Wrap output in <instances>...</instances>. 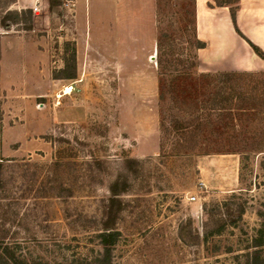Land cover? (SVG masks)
I'll return each mask as SVG.
<instances>
[{
  "label": "rangeland",
  "instance_id": "1",
  "mask_svg": "<svg viewBox=\"0 0 264 264\" xmlns=\"http://www.w3.org/2000/svg\"><path fill=\"white\" fill-rule=\"evenodd\" d=\"M34 1L0 0V246L29 264H95L108 229L111 264L244 263L264 229V112L202 109L230 107L220 74L264 72L231 17V32L208 31V8L230 16L240 0H39L38 15ZM170 52L195 62L173 87ZM174 119L201 132L182 138ZM229 203L240 218L205 241Z\"/></svg>",
  "mask_w": 264,
  "mask_h": 264
},
{
  "label": "trees",
  "instance_id": "2",
  "mask_svg": "<svg viewBox=\"0 0 264 264\" xmlns=\"http://www.w3.org/2000/svg\"><path fill=\"white\" fill-rule=\"evenodd\" d=\"M224 5V4H223ZM219 5V6H223ZM229 6V4H226ZM230 17L236 32L239 33L236 26V9H229ZM240 34V33H239ZM249 46L252 48L253 52L260 59L264 60V53L254 44L248 41ZM198 48H204V43L198 42ZM159 59V65L161 69V74L165 77L171 78L170 86L173 87L174 82L178 79L184 77L189 79L191 75H193V71L195 70V62L191 58H181L180 55L175 54L174 52H170L167 54H161ZM165 58V59H163ZM186 65V70H178L180 66ZM189 70V71H188ZM192 71V72H191ZM208 77L207 75H205ZM57 79V78H56ZM66 79L74 80L75 74L67 76ZM163 80V79H162ZM161 80V82H162ZM218 84L220 85V91L223 93V97L228 100L229 108L226 107H217L218 103L210 99L206 106L202 107V109L206 110V115L209 116L213 111L218 113L223 112L224 114L228 111L231 113L233 111L236 102L239 100H249L253 106L258 107V109L263 110L264 112V72L255 73V74H243L236 72H227L220 74V78L218 79ZM175 90H171L169 92L172 102H175L174 96ZM234 99V102H233ZM233 105V107H231ZM220 106V105H219ZM245 108V107H244ZM201 116H199V119ZM264 121V114H263ZM199 119H196L198 123H189L188 121H178L173 120L172 131L178 133L182 138H192V135H187L185 130L191 129L192 132H201ZM191 132V133H192ZM188 132V134H191ZM194 139V137H193ZM258 153H264V150L258 151ZM123 180V179H122ZM120 181L118 179L117 183ZM126 185L124 183L121 184L119 192H125ZM235 205L233 203L224 204L222 206L221 214L219 213V217L214 221V230H209L207 227H204L203 236H201L205 241L209 237L219 236L224 231L227 226H234L236 224V220L240 218V210L237 212H233ZM241 209V208H240ZM109 218L114 215H111L110 212L108 214ZM107 223V222H106ZM197 232H194L193 235H196ZM118 233L114 231H109L108 229H104L102 233L98 236L100 240V244L103 247L102 260H97L95 264H111L110 252L111 247L116 243L118 238ZM263 246H264V229H260L257 232V235L253 237L246 247V252L243 253L244 263L239 262L238 264H264V254H263ZM0 264H29L19 258H16L12 250L7 246H0ZM36 264H48V263H36Z\"/></svg>",
  "mask_w": 264,
  "mask_h": 264
},
{
  "label": "crops",
  "instance_id": "3",
  "mask_svg": "<svg viewBox=\"0 0 264 264\" xmlns=\"http://www.w3.org/2000/svg\"><path fill=\"white\" fill-rule=\"evenodd\" d=\"M205 1L208 2L209 0ZM206 12L210 14V17L212 16V14L220 15L217 19L213 18V20H210L209 18L207 22L209 28L208 31L214 30L215 32V30H217V27H219L220 25L226 27V29H228L230 32L232 31L233 27L231 24L230 16L228 15L227 8L222 7L216 8L215 10H211L208 8V11ZM236 22L242 31L241 33H243L251 43L257 46L264 53V4L262 3V1L240 0L239 9L236 14ZM198 26H203L201 21L200 25ZM208 47L209 46L207 44L205 50H208ZM262 62L264 64V60H262ZM239 69L240 68H232L229 70Z\"/></svg>",
  "mask_w": 264,
  "mask_h": 264
},
{
  "label": "built area",
  "instance_id": "4",
  "mask_svg": "<svg viewBox=\"0 0 264 264\" xmlns=\"http://www.w3.org/2000/svg\"><path fill=\"white\" fill-rule=\"evenodd\" d=\"M39 0H35L34 1V5L32 6L31 10L35 15L39 14ZM73 3L72 0H68L65 4V8H67V10H71V8H73ZM71 88V87H70ZM191 200L194 201L195 197H191Z\"/></svg>",
  "mask_w": 264,
  "mask_h": 264
},
{
  "label": "bare ground",
  "instance_id": "5",
  "mask_svg": "<svg viewBox=\"0 0 264 264\" xmlns=\"http://www.w3.org/2000/svg\"><path fill=\"white\" fill-rule=\"evenodd\" d=\"M68 90H71L70 86H68Z\"/></svg>",
  "mask_w": 264,
  "mask_h": 264
},
{
  "label": "water",
  "instance_id": "6",
  "mask_svg": "<svg viewBox=\"0 0 264 264\" xmlns=\"http://www.w3.org/2000/svg\"><path fill=\"white\" fill-rule=\"evenodd\" d=\"M154 59V57H151V60H153Z\"/></svg>",
  "mask_w": 264,
  "mask_h": 264
}]
</instances>
